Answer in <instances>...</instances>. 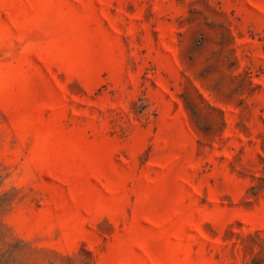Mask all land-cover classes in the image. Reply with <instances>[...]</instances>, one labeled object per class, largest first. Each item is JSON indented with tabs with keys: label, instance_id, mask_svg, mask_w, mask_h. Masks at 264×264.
<instances>
[{
	"label": "rangeland",
	"instance_id": "rangeland-1",
	"mask_svg": "<svg viewBox=\"0 0 264 264\" xmlns=\"http://www.w3.org/2000/svg\"><path fill=\"white\" fill-rule=\"evenodd\" d=\"M0 264H264V0H0Z\"/></svg>",
	"mask_w": 264,
	"mask_h": 264
}]
</instances>
